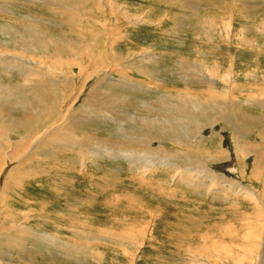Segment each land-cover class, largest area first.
Instances as JSON below:
<instances>
[{
  "label": "rangeland",
  "instance_id": "rangeland-1",
  "mask_svg": "<svg viewBox=\"0 0 264 264\" xmlns=\"http://www.w3.org/2000/svg\"><path fill=\"white\" fill-rule=\"evenodd\" d=\"M4 1L0 0L1 10L5 7ZM15 1L9 3L13 5ZM108 1L103 0V5L106 6ZM112 1L111 10L115 14L123 7L129 16L147 22L137 26L127 23L126 34L121 32L127 39L119 43L116 51L125 53L132 48V53L140 51L143 54L145 50H151L152 60L150 63L142 60L140 54L132 59L126 57L127 69H118L115 64L105 86L98 84L102 73L85 83L81 69L62 67L52 74L58 77L60 91H80L78 102L69 112L79 106L95 85H99L106 97L114 98L115 108L131 116L147 114L138 107L141 102L152 104L156 109L162 106L155 92H120L115 86L126 79L155 91L159 88L160 93L168 94L173 101H177L175 96L182 94L193 100L199 99L200 90H212L215 105L227 100L243 114L260 119L262 125L252 131V137L244 138L241 129L230 131L220 122L219 130H227L223 134L222 149L229 152L230 159L204 168L195 161L192 168L181 166L179 171L175 168L178 163L173 162V166L157 165L152 171L145 170L142 155L148 149L140 148L125 152L132 164L124 159L117 163L96 159L90 153L67 147L47 153L45 145L34 154H27L24 161L21 157L27 147L20 146L21 150L17 151L14 146L19 143L16 142L18 135L10 134L13 147L0 143V264H264V260L258 258V252L252 253L253 259L248 261L249 250L264 245L261 228L264 222V161L258 166V176L263 170L262 175L252 178V163L248 160L246 164V157L239 158L237 147L241 139L249 144L258 142V145L264 140V0ZM77 6L82 8L81 4ZM30 7L20 11L22 24L17 23V27L11 28H23V16H30L35 9L43 15L44 7L39 3ZM108 10L106 8L102 14L103 21L118 20L119 16ZM203 22L214 32L203 31ZM6 24L9 23L0 20L1 26ZM59 26L62 39L72 44L66 49L70 53L66 59L81 57V50L71 49L77 48L83 24L63 22ZM228 26L230 33L226 31ZM4 32L2 29L0 36ZM101 53L103 56V47ZM133 61L151 75L134 69ZM193 65H202L206 70L203 74L209 79L200 77L197 70L193 71ZM217 69L213 78L207 73ZM7 73L0 71V77L17 93L21 92L22 77ZM201 79L210 82L206 85L197 83L196 80ZM138 93L143 95L142 98ZM10 101L7 110L11 116L39 122L35 117H26L23 107L15 99ZM123 122L128 126L126 121ZM54 129L45 132L49 136ZM22 130H25L24 126ZM115 132L104 126L95 129L87 126L82 134L92 133L106 139ZM172 144L165 142L163 149L178 150ZM158 146L154 142L151 148ZM184 147L179 150L195 151ZM209 175L217 176L216 181H207ZM130 220L137 223L145 220L152 227L134 236V232L141 229L125 227ZM248 232L252 236L256 233L258 237L253 246L243 243ZM54 235L61 241L80 244L84 247L83 253L72 258L66 257L64 251L51 248L47 241Z\"/></svg>",
  "mask_w": 264,
  "mask_h": 264
},
{
  "label": "bare ground",
  "instance_id": "bare-ground-1",
  "mask_svg": "<svg viewBox=\"0 0 264 264\" xmlns=\"http://www.w3.org/2000/svg\"><path fill=\"white\" fill-rule=\"evenodd\" d=\"M9 1L10 0L4 1L2 4H5V7L3 10L0 9L1 22L9 23L5 26L0 25V32L2 29L5 30L0 36H3V39L0 40V71L6 75H8L7 72L18 74L22 77L24 85L26 84V86L22 85L20 88L21 92L17 93L14 87L5 83L3 78L0 77V143L3 146L13 147L9 135H18L16 142L19 143L14 147L17 151L20 149V146L27 147L24 151L25 154L21 157V159L24 158V161L26 160L25 157L28 158L26 156L27 154H34L45 145L47 153L58 150L60 147H67L69 150L78 149L90 153L91 157L96 159H107L113 161L112 163H117L116 161L119 159H124V161H128L132 164V161L125 155V152L132 151L134 148H140L148 149V151L144 152L142 155L145 170L150 169L149 171H152L151 169H154V167L156 168L157 165H165L167 167L173 166L174 164L171 162L178 163L177 167H175L177 170L181 166L192 168V165L196 164L195 161L198 162L197 165L199 163L203 164L204 168L209 164L223 163L230 159V157H228L229 152L222 149L224 144L223 134H225L227 130H219L221 125L220 122L225 124L226 128H230V131L231 129H241L244 138L247 136L252 137V131H256V127L262 125V122L259 121L260 119L257 120L254 116L243 114L230 105L227 100H224L222 104L215 105L213 102L215 94L212 90H200L199 99L193 100L182 94L179 97L175 96L177 101H173L169 99L170 96L168 94L160 93L159 91H161V89L159 88L155 91L151 87H143L138 83L134 84L126 79L120 80L115 86L120 92L132 93L133 90L148 94L150 92H155L158 94L157 99L161 101L162 106L156 109L152 104L141 102V105H138V107L145 110L147 114L144 116H131L125 114V111L115 108L114 98L110 96L106 97L107 94L104 95V91H101L99 85H95L90 89L79 106L75 110L69 112L71 107L78 102L80 91L74 93V90L71 89L62 93L59 89L58 77L52 74H55L59 69L65 66L79 68L82 70L81 75H83L84 82L86 83L88 79L91 80L95 75L99 77L100 73H102L98 84L102 83V86H105L106 81H108L111 76L112 68H116L114 67L115 64H117L118 69H127L125 65L126 57L132 59L136 57L135 55L140 54L142 55V60L146 59V61L150 63L152 60L151 50H145L143 54H141L140 51H134L132 53V48L128 49L125 53L121 51L118 53V51H116L119 43L125 38L127 39L126 35H122L123 33H121L127 30V28H125L127 23L137 26L138 23L145 24L147 22L140 17H133L134 15L129 16L123 7L120 8L119 11L117 10V14H115L114 11L111 10V0L107 2L106 6L103 5V0H24L22 2L16 0L13 5L9 3ZM112 2H114V0ZM35 3H39V6L44 7L43 15L36 13L37 10L35 9V12H30V16H23V28H11L17 27V23L19 26L22 24L19 18L20 11L27 10L30 6V8H32ZM78 4H81L82 8H79L77 6ZM106 8L113 11V14L116 16H119L118 20L114 19L107 23L110 20L108 18L109 20L107 22L103 21L104 18L102 19V14L106 11ZM113 14H111V16ZM63 22L83 24V27H80L81 33L79 32L77 48L71 49L72 51H76L77 49L81 50L82 55L79 58L66 59L67 56L70 55L66 49L71 48L72 44L62 39L60 36L59 25ZM205 23H201L202 30L209 29L208 31L213 33L212 27L208 28ZM227 29L226 31L230 33V26H228ZM226 39H229V37ZM102 47L103 56L101 53ZM96 61H98V63ZM133 62L134 64L132 66L134 69H138V71L142 72L144 75H151L150 71L144 70L143 67L139 68V65L135 63V61ZM193 66L195 67L193 71L197 70L201 73L200 77L203 78L206 76L203 74L206 70L204 71L202 65ZM217 71L218 69L209 70L207 73L213 78L217 75ZM205 78L209 79L208 77ZM36 80L39 81L37 82ZM196 81L197 83L205 85L207 81L210 82V80L204 79ZM22 89L25 90L22 91ZM141 93H138L140 98H142L141 95L143 94ZM136 98L138 99V97ZM11 99H15L17 103L23 107L26 117H35L39 122L26 120L23 117L14 118L16 116H11L7 110V106L11 102ZM187 111L189 112L187 113ZM30 113H32V116L29 115ZM123 121H126L128 126L125 125ZM49 122L50 126H47ZM23 126L25 130H22ZM87 126L93 127L94 129L104 126L116 132L106 137V139H100L98 135L96 136L92 133L82 134V131H84ZM41 127L43 128L42 131ZM52 128L55 129L48 136V132L45 131ZM79 130L81 132L80 134ZM206 133L207 135L205 136ZM31 138H33V140L29 144ZM40 138L41 140L38 141ZM118 138H120L121 141H119ZM167 141L173 143L172 145H175L178 150L175 152L164 150L162 144ZM154 142L159 144L157 149L151 148ZM73 143L76 144L74 146L70 145ZM256 143L252 141V144H249L245 139H241V141L237 143V147L240 149L238 153L239 158L246 157L244 162L247 164V161L250 160L252 163V178L258 176L259 163L264 161V140H262L259 145ZM184 145L186 148L195 149V151H190L191 149L188 150V152L179 150L180 148L182 149ZM91 157L90 159H92ZM30 158L32 157H29V159ZM80 161L81 159L78 162ZM186 162H188V164ZM92 163H97V161H93ZM183 163H185V165H183ZM102 166L105 167L103 162ZM84 168H82V170ZM149 171L148 173H151ZM261 173L260 175H262ZM186 174H188V172ZM150 176H153V174ZM84 177H86L85 174ZM214 178H217V176L209 175L207 176V181H216ZM226 185L228 186L229 184ZM249 194L251 195L252 192ZM144 221L137 223L131 222L130 220V223L125 227H128L129 230H135L137 227L140 228L141 231L136 230L139 233L134 232V236H139V234L146 232L149 227H152L151 224L149 225ZM262 223L263 225L261 228L264 240V222ZM143 228H145V230ZM133 240L136 242L134 237ZM256 240H258L256 233H253V236L249 233L243 237V243L252 246ZM47 244L59 252H66L65 256H71L72 258H74L73 256L76 257L78 254H82L84 250V247L80 244L61 241L56 235L49 237ZM252 249L253 250H249V262L252 261V253L254 252H258V258L264 260V245H262V248L252 247Z\"/></svg>",
  "mask_w": 264,
  "mask_h": 264
}]
</instances>
